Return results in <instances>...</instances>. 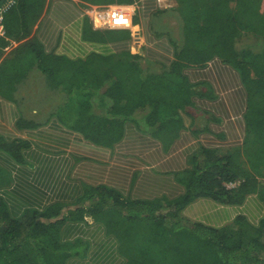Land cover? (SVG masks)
I'll list each match as a JSON object with an SVG mask.
<instances>
[{"label": "trees", "instance_id": "obj_1", "mask_svg": "<svg viewBox=\"0 0 264 264\" xmlns=\"http://www.w3.org/2000/svg\"><path fill=\"white\" fill-rule=\"evenodd\" d=\"M6 1L0 2V58L12 41L24 40L17 56L30 54L52 86L64 84L74 93L70 106L75 111L66 118L97 144L121 138L123 124L136 120L145 107L152 131L177 124L175 112L189 103L191 87L173 74L213 58L238 71L248 109L243 144L194 154L189 168L176 176L183 188L178 195L131 199L106 185L90 186L75 204L56 202L18 218L0 197V264H65L76 248L62 242V227L87 216L119 238L126 264H264V217L257 226L238 215L216 227L182 213L200 197L242 204L248 194L258 193L264 202V0H178L181 32L171 36L175 59L170 70L150 72L139 54L128 61L92 55L77 67L75 78L60 77L69 59L43 52L32 37L47 0ZM133 33L139 34L137 25ZM0 145L20 160L27 142L0 139ZM8 173L0 165V187L9 182Z\"/></svg>", "mask_w": 264, "mask_h": 264}, {"label": "crops", "instance_id": "obj_2", "mask_svg": "<svg viewBox=\"0 0 264 264\" xmlns=\"http://www.w3.org/2000/svg\"><path fill=\"white\" fill-rule=\"evenodd\" d=\"M107 6L134 12L139 34L134 35L133 25L107 28L94 22L93 10ZM178 7V0H47L32 37L43 52L69 59L62 78L77 77V67L92 55L128 61L139 54L144 68L161 73L170 70L175 59L171 44L175 24L169 22ZM23 41H12L0 58V139L27 142L20 160L0 145V165L9 172L0 197L13 217L44 211L56 202L75 204L90 186L106 185L131 199L178 195L183 188L176 176L189 168L194 154L204 148L240 146L246 138L248 95L240 74L213 58L171 75L186 79L191 87L189 103L175 112L177 124L152 131L145 123L150 110L145 107L136 120L123 124L121 138L110 145L97 144L66 118L75 111L70 106L74 93L64 84L52 86L30 54L17 56ZM182 213L216 227L244 215L256 226L264 216V202L257 193L248 194L242 204L200 197ZM61 240L76 248L65 264H126L119 238L89 216L68 220Z\"/></svg>", "mask_w": 264, "mask_h": 264}, {"label": "built area", "instance_id": "obj_3", "mask_svg": "<svg viewBox=\"0 0 264 264\" xmlns=\"http://www.w3.org/2000/svg\"><path fill=\"white\" fill-rule=\"evenodd\" d=\"M133 17L134 12L123 6L97 7L92 13L93 21H100V25L107 28L131 27L133 25Z\"/></svg>", "mask_w": 264, "mask_h": 264}, {"label": "rangeland", "instance_id": "obj_4", "mask_svg": "<svg viewBox=\"0 0 264 264\" xmlns=\"http://www.w3.org/2000/svg\"><path fill=\"white\" fill-rule=\"evenodd\" d=\"M8 1V0H7ZM6 1V2H7ZM177 19H179V21H178V23H177ZM181 14H180V12H178L177 11V13H176V15H175V18H174V20H171L170 22H169V24H171L172 25V23L173 24H175V25H172V28H173V31H172V35L173 36H179L180 35V32H181V25H180V22H181ZM164 23V22H163ZM166 24H168V21L166 22ZM39 70V69H38ZM48 80H49V78H48ZM230 187H233V184H230ZM258 194V193H257ZM258 196H259V194H258ZM260 197V196H259ZM264 217V216H263ZM259 225V224H258ZM257 226V225H256Z\"/></svg>", "mask_w": 264, "mask_h": 264}, {"label": "water", "instance_id": "obj_5", "mask_svg": "<svg viewBox=\"0 0 264 264\" xmlns=\"http://www.w3.org/2000/svg\"><path fill=\"white\" fill-rule=\"evenodd\" d=\"M2 0H0V2H1Z\"/></svg>", "mask_w": 264, "mask_h": 264}]
</instances>
